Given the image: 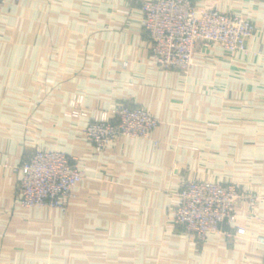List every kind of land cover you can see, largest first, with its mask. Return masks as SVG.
I'll return each mask as SVG.
<instances>
[{
	"label": "crops",
	"instance_id": "0c3cea01",
	"mask_svg": "<svg viewBox=\"0 0 264 264\" xmlns=\"http://www.w3.org/2000/svg\"><path fill=\"white\" fill-rule=\"evenodd\" d=\"M143 1L3 0L0 264H262L264 202L239 204L245 234L203 241L172 215L190 180L264 193V0H193L250 19L255 33L246 53L197 45L186 75L150 60ZM121 104L145 108L159 127L97 152L87 119L64 116ZM35 148L79 162L66 212L17 202L19 162Z\"/></svg>",
	"mask_w": 264,
	"mask_h": 264
},
{
	"label": "built area",
	"instance_id": "2783aa9c",
	"mask_svg": "<svg viewBox=\"0 0 264 264\" xmlns=\"http://www.w3.org/2000/svg\"><path fill=\"white\" fill-rule=\"evenodd\" d=\"M3 0H0V12ZM141 26L151 43L150 60L163 69L188 74L194 65L197 45L216 46L227 54L246 53L255 33L245 17L214 7H199L193 0H145L140 5ZM82 97L76 99L81 103ZM87 119L84 134L97 152L117 137L145 139L160 124L139 106L117 105L111 110H74ZM17 202L26 209L48 208L66 212L76 185L84 178L79 162L71 155L35 148L25 152L18 165ZM173 222L190 238L203 241L209 234H245L239 224V204L264 202V193L242 191L233 184L190 180L176 193ZM255 241L264 246V235ZM264 264V260L262 262Z\"/></svg>",
	"mask_w": 264,
	"mask_h": 264
},
{
	"label": "rangeland",
	"instance_id": "374dc122",
	"mask_svg": "<svg viewBox=\"0 0 264 264\" xmlns=\"http://www.w3.org/2000/svg\"><path fill=\"white\" fill-rule=\"evenodd\" d=\"M144 1H145V0H144ZM214 8H215V7H214ZM41 56H42V55H41ZM37 60H42V58L39 57V59H37ZM156 67H157V66H156ZM158 68H159V67H158ZM160 69H163V68H160ZM164 70H168V69H164ZM48 90H49V89H48ZM49 91H50V90H49ZM49 91H48V92H49ZM51 91H52V89H51ZM44 92H45V89H44V88H41V91H40L41 97H42V96H45V93H44ZM46 95H47V92H46ZM79 96H80V95H75V96L72 97L73 99H72L71 103H72L74 106H77V104H81V103H76V99L79 98ZM81 97H82V96H81ZM78 111H81V110H78ZM73 113H74V110H72V111H70V112H68V111L65 112V111H64V116H65V117H74V116L71 115V114H73Z\"/></svg>",
	"mask_w": 264,
	"mask_h": 264
}]
</instances>
